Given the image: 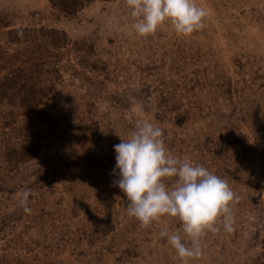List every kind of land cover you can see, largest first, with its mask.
<instances>
[{
  "label": "rangeland",
  "instance_id": "374dc122",
  "mask_svg": "<svg viewBox=\"0 0 264 264\" xmlns=\"http://www.w3.org/2000/svg\"><path fill=\"white\" fill-rule=\"evenodd\" d=\"M195 3L202 29L180 36L165 22L140 37L125 0H0V264H182L160 236L179 219L142 227L112 183L113 146L142 121L239 197L234 231L207 232L188 264H264V131L251 113L264 111V0ZM138 84L160 117L130 103ZM18 91L42 99L20 108ZM232 110L242 119L222 123Z\"/></svg>",
  "mask_w": 264,
  "mask_h": 264
},
{
  "label": "clouds",
  "instance_id": "9594fccd",
  "mask_svg": "<svg viewBox=\"0 0 264 264\" xmlns=\"http://www.w3.org/2000/svg\"><path fill=\"white\" fill-rule=\"evenodd\" d=\"M134 22L135 34L147 37L170 22L174 32L187 36L204 27L206 9L195 0H125ZM17 35L22 36V32ZM114 180L129 201L127 215L148 227L154 220L168 215L180 221V230L161 231L160 236L175 249L182 264L202 256L201 239L207 232L234 231L235 217L231 205L238 201L228 182L187 157L178 158L165 146L164 131L149 121L138 122L127 139L114 145ZM175 178L174 184L165 180ZM19 206L31 214V189L19 194ZM182 232V234H181Z\"/></svg>",
  "mask_w": 264,
  "mask_h": 264
},
{
  "label": "trees",
  "instance_id": "16d2710c",
  "mask_svg": "<svg viewBox=\"0 0 264 264\" xmlns=\"http://www.w3.org/2000/svg\"><path fill=\"white\" fill-rule=\"evenodd\" d=\"M9 75H5L0 79V95H5L3 92L5 91V85L8 83ZM17 84H19L17 82ZM9 91V90H6ZM19 92V91H18ZM16 93V92H15ZM29 92L18 94H11L9 97L14 99V103L24 109H32L35 108L39 102L41 101V97L33 94H26ZM130 99V103H132V100L135 102L134 104L137 105V107L144 113L151 112L154 117H160L162 114L159 112V110H156L154 107L155 99L154 93L152 91V88L148 84H138L135 86V90L131 91L128 90V93L126 95ZM116 101L117 99V105L119 104L120 98H113ZM126 99V98H125ZM111 101V100H110ZM252 111V110H251ZM255 117H257L258 123L260 128L264 131V111L263 115L257 116L254 111L251 112ZM238 114H243V111L239 113H235L234 111H229L227 114H220L221 117H223L222 123H228L230 125H237L238 122L242 119ZM219 119V118H218ZM219 121V120H218ZM257 123V124H258Z\"/></svg>",
  "mask_w": 264,
  "mask_h": 264
}]
</instances>
